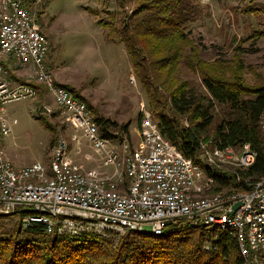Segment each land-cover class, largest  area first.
Here are the masks:
<instances>
[{
	"label": "built area",
	"instance_id": "built-area-1",
	"mask_svg": "<svg viewBox=\"0 0 264 264\" xmlns=\"http://www.w3.org/2000/svg\"><path fill=\"white\" fill-rule=\"evenodd\" d=\"M48 53L49 41L29 8L20 0H0V215L22 212L24 228L40 225L48 233L68 236L111 238L127 231L160 235L168 226H200L233 237L243 264H264V171L258 177L239 173L255 163L257 153L249 143L237 149L202 143L201 162L195 163L164 138L144 112L137 149L128 150L125 141L119 150L114 144L106 148L120 135L100 134L86 103L55 81L46 66ZM21 70L26 71L24 81L15 79ZM30 81L42 84L67 123L103 149L109 173L72 162L63 137L51 150L48 166L12 165L1 144L11 131L3 105L36 98L39 89ZM43 109L47 114L54 110L49 105ZM259 123L264 139V112ZM72 140L78 142L75 136ZM219 172L230 173L235 186L213 189L219 185ZM204 247L215 249L211 243Z\"/></svg>",
	"mask_w": 264,
	"mask_h": 264
},
{
	"label": "trees",
	"instance_id": "trees-1",
	"mask_svg": "<svg viewBox=\"0 0 264 264\" xmlns=\"http://www.w3.org/2000/svg\"><path fill=\"white\" fill-rule=\"evenodd\" d=\"M132 1L116 3L123 8ZM200 4L196 0H138L118 27L102 19L96 23L116 35L108 34L110 41L117 39L123 44L164 138L195 163L201 162L202 143L210 148L236 149L249 143L257 153L256 160L239 173L258 177L264 171L259 123L264 112V85L243 83L237 59L201 58L188 30L203 16ZM85 10L95 14L89 7ZM185 70L198 76L207 95L180 79ZM60 85L86 103L100 134L110 137L117 123L94 112L73 86ZM216 105L222 107L221 113L214 111ZM183 117L188 125H181ZM120 127L121 133H127V124ZM218 174L219 185L213 189L235 186L230 173ZM11 215L14 222L6 228ZM11 215H0V264H243L235 239L219 230L168 226L160 235L127 231L114 245L110 238L89 233L71 237L48 233L40 225L24 228L22 212ZM207 243L215 249L206 250Z\"/></svg>",
	"mask_w": 264,
	"mask_h": 264
},
{
	"label": "rangeland",
	"instance_id": "rangeland-1",
	"mask_svg": "<svg viewBox=\"0 0 264 264\" xmlns=\"http://www.w3.org/2000/svg\"><path fill=\"white\" fill-rule=\"evenodd\" d=\"M20 1L29 8L36 27L49 41L46 66L53 76L64 85L73 86L94 112L117 123L112 132L120 136L114 143L107 142L106 148L114 144L119 150L121 142L125 141L128 150L137 149L141 143L140 118L145 112L154 121L147 95L135 78L123 44L117 39L110 41L108 34L116 35L96 22L102 19L118 27L119 20L131 13L138 0L123 8L118 7L116 0ZM196 1L204 9L203 16L188 30L200 48L201 58L237 59L241 64L243 83L264 85V0ZM85 7L94 10L95 14ZM5 62L10 68L15 67L10 58ZM19 72L20 79H24L26 71ZM180 79L207 95L197 75L185 70ZM34 84L39 89L36 98L3 105L2 115L9 122L11 131L1 138V144L12 165L18 168L40 162L48 166L51 150L63 137L67 140V156L72 162L99 174L109 173L111 168L103 165V149L93 146L82 130L72 128L49 91L42 84ZM44 105L54 108L53 113L47 114ZM221 110L219 105L214 107L217 113ZM186 118L180 120L181 125L189 124ZM124 124L128 125L127 133H121L120 126ZM74 136L78 138L77 143L72 140ZM8 218L12 221L4 222L6 228L13 224L15 217ZM121 236L106 238L112 239L115 245Z\"/></svg>",
	"mask_w": 264,
	"mask_h": 264
},
{
	"label": "crops",
	"instance_id": "crops-1",
	"mask_svg": "<svg viewBox=\"0 0 264 264\" xmlns=\"http://www.w3.org/2000/svg\"><path fill=\"white\" fill-rule=\"evenodd\" d=\"M18 76L15 78L16 80H18V81H24L25 80V78L23 79H20L21 78V75H20V72L19 71H17V73H16ZM54 79H55V81L57 82V83H60V81H58L55 77H54ZM30 82H33L34 83V81H30ZM60 84H62V83H60Z\"/></svg>",
	"mask_w": 264,
	"mask_h": 264
},
{
	"label": "water",
	"instance_id": "water-1",
	"mask_svg": "<svg viewBox=\"0 0 264 264\" xmlns=\"http://www.w3.org/2000/svg\"><path fill=\"white\" fill-rule=\"evenodd\" d=\"M237 206H238V204H235V206H234V207L236 208Z\"/></svg>",
	"mask_w": 264,
	"mask_h": 264
}]
</instances>
